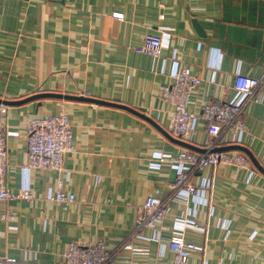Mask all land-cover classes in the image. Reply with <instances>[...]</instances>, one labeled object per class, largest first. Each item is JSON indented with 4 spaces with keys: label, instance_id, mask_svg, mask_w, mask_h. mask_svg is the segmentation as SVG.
Here are the masks:
<instances>
[{
    "label": "crops",
    "instance_id": "crops-1",
    "mask_svg": "<svg viewBox=\"0 0 264 264\" xmlns=\"http://www.w3.org/2000/svg\"><path fill=\"white\" fill-rule=\"evenodd\" d=\"M114 11L123 19L111 17ZM146 32L162 39L158 59L132 49ZM263 61L264 0H0V99L43 92L90 97L134 108L169 133L171 107L159 89L172 82L173 63L201 79L187 105L198 117L186 140L195 149L112 105L53 96L6 105L0 127L14 132L5 139L6 186L17 193L27 180L34 200L0 203V264L7 257L57 264L68 243L96 240L104 241L116 264H171L164 241L146 238L150 230L144 229V238L131 237L148 195L166 200L164 236L192 206L175 198V170L157 156L203 153L204 105L230 100L235 74L259 77ZM61 106L71 121L73 151L61 170L25 175L27 122L57 114ZM243 119L239 144L264 168V101L247 103ZM231 144L226 132L217 147ZM251 165L249 178L245 169L225 165L189 176L194 185L210 179L194 216L199 229L184 232L186 241L202 245L191 253V264H264V174ZM59 179L75 197L67 206L47 198Z\"/></svg>",
    "mask_w": 264,
    "mask_h": 264
},
{
    "label": "built area",
    "instance_id": "built-area-1",
    "mask_svg": "<svg viewBox=\"0 0 264 264\" xmlns=\"http://www.w3.org/2000/svg\"><path fill=\"white\" fill-rule=\"evenodd\" d=\"M111 17L122 20L123 13L114 11ZM162 39L160 35L146 32L138 45L132 49L136 53L158 59L161 55ZM170 76L172 82L162 85L159 89L161 99L171 107L169 133L182 140H187L195 131L198 117L187 109L192 91L200 84V77L186 66L173 63ZM234 96L224 102H210L204 105L201 118L206 124L208 138L203 148L204 152L197 154L190 150H181L175 155L160 153L159 161L167 160L175 170L172 191L176 199L190 200L192 206L183 216L175 217L171 224L170 236H164L163 219L167 212L166 200L158 197L157 193L148 195L136 219L131 237H141L144 229L151 231L148 239L164 241L166 247L173 253L171 264H191L189 261L193 251L202 250V245L184 239L186 229H199L194 220L196 207L202 200L204 191L210 186V179L203 177L199 185H194L189 176L197 170L213 165H225L245 169L247 178L254 174L249 158L242 153L233 151H213L218 146L221 136L228 132L230 141L239 144L245 132L243 109L249 102L264 101V61L259 77L248 76L237 72L233 82ZM7 106L0 104V120L6 114ZM26 153L27 163L22 167L25 175L31 169H48L59 171L64 157L73 151L72 125L64 108L61 106L57 114L34 116L26 124ZM14 134L0 127V203H8L15 198L34 200L29 183L23 182L20 190L13 193L6 186L7 171L6 144L7 135ZM155 166H158L156 163ZM65 179L69 177L66 173ZM59 179L55 189L47 190V198L55 203L67 206L74 201V194L62 189ZM5 216V212L1 214ZM14 228V227H11ZM126 246L131 247L127 242ZM4 264H19L14 258H4ZM57 264H116L112 254L106 249L102 240L80 244L70 242L60 254Z\"/></svg>",
    "mask_w": 264,
    "mask_h": 264
},
{
    "label": "water",
    "instance_id": "water-1",
    "mask_svg": "<svg viewBox=\"0 0 264 264\" xmlns=\"http://www.w3.org/2000/svg\"><path fill=\"white\" fill-rule=\"evenodd\" d=\"M45 96H53V97H57V98H64V99H80V100H86V101H92V102H96V103H102V104H107V105H112V106H116V107H120L123 109H126L136 115L141 116L142 118L148 120L151 124H153L158 130H160L167 138H169L170 140H172L173 142L184 146L188 149H195V147L193 145H191L190 143L186 142L185 140H182L180 138L174 137L172 136L170 133H168L167 131H164L163 129H160L155 123H153V121L151 119H149L148 117H146L145 115H143L142 113H140L138 110L131 108L127 105H123V104H118V103H112V102H106V101H102V100H98V99H93L90 97H83V96H71V95H62V94H56V93H35L32 95H29L25 98L19 99V100H6V99H0V103L4 104V105H17V104H22L25 103L27 101L30 100H34L40 97H45ZM230 149H236V150H240L243 151L248 158L250 159V161L253 163V165L261 172L264 174V168L255 160V158L253 157V155L248 151V149H246L245 147L241 146L240 144H231L228 146H224V147H215L213 149V151H222V150H230ZM203 151V149H202Z\"/></svg>",
    "mask_w": 264,
    "mask_h": 264
}]
</instances>
